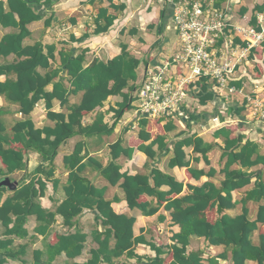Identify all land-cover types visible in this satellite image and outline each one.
<instances>
[{"label": "crops", "instance_id": "obj_1", "mask_svg": "<svg viewBox=\"0 0 264 264\" xmlns=\"http://www.w3.org/2000/svg\"><path fill=\"white\" fill-rule=\"evenodd\" d=\"M1 1L6 2L7 0ZM197 1L213 4L224 11L233 32L232 38H234L235 43L241 42L240 37L235 33L236 27L255 26L252 24L253 17H256L257 25L255 27H257L259 15L264 16V10L256 11L255 8L261 6L264 0ZM122 4L125 5L124 9L114 7ZM34 6L41 17L29 25L31 35L25 40V43L29 45L41 42L44 46L55 45L57 58L54 61V67L62 66L61 51H74V54L77 55L82 49H88L84 65L89 66L95 60L107 62L112 59L121 52L122 44H128L132 55L139 57L141 63L137 68L138 79L131 83L136 86L134 91L125 89L126 94L130 95L132 99L129 102L130 107L124 110L121 117L116 118L115 112L116 109H119V104L123 102L124 98L121 95H112L103 107L87 113L83 118V124L87 125L93 122L97 112L105 113V123L113 129L109 133L112 135L110 140H100L99 134H77L61 144L52 162L44 159L37 151H28L26 153V166L23 169L10 174L0 173V177L9 176L12 181L18 182L15 190L11 191L7 188L0 199V203L13 195L21 186L31 182L37 176V168L44 166L46 170L40 174V177L43 179L42 182L46 181V184L43 194L39 198V203L43 209L57 210L68 197L67 186L72 169L65 164V156L73 153L78 142H84L86 167L80 174L89 179L98 189L105 190V199L113 200L112 206L117 213L136 217L134 235H142L146 242L139 243L135 247V252L142 258V261L123 256L117 264H149L151 263L150 260L158 255L157 250L152 248L150 244H155L167 251L169 246L176 242L173 236L181 231V226L172 220V210L167 209L164 204L160 205L156 196L143 195L141 197L142 201L150 202L148 208H159V211L153 215H147L140 208L131 209L129 207L125 200V191L121 185L123 179L117 185H112L98 167L101 164L105 167L113 160L112 145L121 142L123 148H134L131 156L123 151L115 161L120 166L122 173L148 175L154 169H158L164 174L172 176L177 182L183 183V191L180 194L174 193L172 195L173 198H181L193 193L194 187H202L206 182H212L218 188L222 187V183L226 179L228 162V157L223 156L226 151L227 136L218 133L222 128L226 130V133L228 130L231 131L230 138L243 137L241 145L247 141L254 142L258 146V154L264 156V124L249 115L242 97L225 98L215 93L214 81L208 78L190 84L186 96V106L184 107L186 118H162L161 122L155 123V118L142 117L136 113L137 100H135L134 93L144 78L146 68L154 63H164L179 50L180 41L173 27V5L165 4L163 0H39V3H34ZM104 9L107 10V17L116 16V19L107 32L96 33L97 26L106 23ZM18 32V28L0 25V41L5 35ZM222 43L223 40L220 41V44ZM254 54H256V60H253L250 55V59L238 67L232 81L234 85L243 88L245 92H253L256 89L264 90V53L261 55L260 53ZM16 59V55L11 54L1 58L0 64L15 62ZM39 71L45 74L47 70L40 68ZM6 79V75L0 77L1 81ZM70 80V76L63 70L55 81H62L71 90L73 86ZM52 89L53 84L46 87L47 91ZM82 96L83 91L70 94L68 102L64 105L59 99H54L52 110L68 113L70 108L80 103ZM208 96L211 97L208 99ZM241 108L244 109L241 111ZM0 115L9 134L17 122L26 118L18 103H12L1 95ZM29 118L39 129L52 128L56 124L54 120L48 118L45 100L37 103ZM142 118L150 120L149 129L152 132L151 139L145 142L141 139L145 127L142 124ZM164 125H169L170 129L166 131ZM157 135L165 137L164 141L162 146L156 143L152 147L156 156L149 158L144 151L139 149V145H148ZM189 137L202 138L206 144L212 145L211 150L204 155L201 150H195L194 144L184 145L185 160L189 161L190 169L187 166L179 165L172 167L170 161L175 156L177 145ZM5 168L0 160V169L6 171ZM239 168L241 166L238 163L231 166V169ZM192 170L197 173L202 172V174L197 177ZM242 170H248L254 174L250 184L233 191V202L237 201V205L224 211L231 217L243 213L244 201L248 193L256 186L257 179L259 178L264 182L263 164ZM47 172L52 174L48 176ZM150 178L151 184L155 185L154 177L151 176ZM159 190L167 192L171 190V186L168 183H162ZM116 198L118 200L114 201ZM261 205H264V198L248 201L247 207L252 220L257 218ZM96 215V209L85 207L83 212L73 220L72 225H67L64 223L63 215L57 214L55 221L45 234L36 232V228L41 223L36 215H30L25 225L28 235L13 237L14 242L10 246L16 254L18 251L21 253L17 258L7 257L6 264H38L36 251L42 253L43 261L50 262L52 260V264L86 262L92 255V249L98 248V242L95 241L97 232L105 231L101 219L98 221ZM214 216L216 218L220 216L217 209H215ZM261 228L262 225L259 224V228L252 236V240L256 244L260 242ZM78 230L87 234L86 246L81 255L69 259L67 254L62 252L52 259L49 249L57 242L58 235L74 233ZM0 240H6L5 230L1 223ZM192 250H202L204 258L219 256L223 264H233L232 248L225 245L212 246L205 237L193 235L188 246V251ZM5 252L8 250H1L0 257H2V253L6 254ZM161 256L166 257L167 254ZM247 264H258V262L248 260Z\"/></svg>", "mask_w": 264, "mask_h": 264}, {"label": "trees", "instance_id": "obj_2", "mask_svg": "<svg viewBox=\"0 0 264 264\" xmlns=\"http://www.w3.org/2000/svg\"><path fill=\"white\" fill-rule=\"evenodd\" d=\"M36 2L39 3V0L0 2V25L19 29L18 33H9L0 41V59L11 54L17 57L15 62L0 64V77L7 76L5 81L0 80V95L12 103H18L21 112L26 116L24 120L17 122L11 128V134L8 133L0 117V160L6 167V171L0 169V173L6 172L5 174L23 169L26 166V153L30 150L39 152L44 159L52 162L61 144L77 134L111 133L113 129L105 123V113L97 112L93 122L87 125L83 124V118L87 113L103 107L112 95H121L124 98L115 112L116 118L121 117L124 110L130 107L129 102L132 99L126 94L125 89L134 91L136 86L131 83L138 79L137 68L141 63L139 57L132 55L128 44H122L121 52L115 57L107 62L95 60L89 66L84 65L88 49H82L77 55L74 51H61L62 66L54 67V61L57 58L55 45L44 46L41 42L29 45L25 43L31 35L29 25L41 17L34 6ZM114 7L124 9L125 5ZM255 8L256 11H263L264 3ZM104 12L106 23L97 26L96 33L107 32L116 19V16L107 17V10L104 9ZM256 21V17H253L252 24L255 26ZM254 53H260V55L264 53L263 46L252 48L251 58L256 60ZM40 68L46 69V73L42 74L39 71ZM63 70L71 78L73 86L71 90L62 81H55ZM50 84H53V89L47 91L46 87ZM80 91H83L80 103L70 108L68 113L52 110L54 99H59L64 105L68 102L70 94ZM210 97L208 96V99ZM41 100L46 102L48 118L56 122L52 128H36L29 118ZM243 109L241 108V111ZM142 120L145 127L141 139L145 142L151 139L152 132L149 129L150 120L148 118H142ZM162 120V118H155L154 122L159 123ZM164 129L168 131L170 126L164 125ZM218 133L227 136L226 151L223 156L228 157V162L226 179L222 187L218 188L212 182H206L202 187H194L193 193L181 198H173L172 195L183 191V183L177 182L172 176L158 169H154L148 175L122 173L115 161L123 151L131 156L134 148H123L121 142L112 145L113 160L107 166L103 167L98 162L101 164L98 166L99 169L112 185H117L123 179L121 185L125 191V200L131 209L140 208L147 215L157 213L159 208H148L150 202L141 200L143 195L156 196L160 205L164 204L167 209L172 210V220L181 226V231L173 236L176 242L171 244L167 251L155 244H150L157 250L158 255L151 259L149 264H223L219 256L204 258L202 250L188 251L193 235L205 237L212 246L225 245L232 248L233 264H247L248 260L264 264V205L259 207L255 220L250 218V211L247 207L249 200L264 198L263 180L258 178L256 186L248 193L242 214L231 217L224 213L226 209L237 205V201L233 202V191L251 183L254 173L242 169L258 164L264 165V156L258 154V146L254 142L247 141L241 145L243 137L230 138L231 131L228 130L226 133L224 128ZM164 138L162 135H157L148 145H139V149L144 151L149 158H153L156 152L152 151V147L156 143L162 146ZM191 144L195 145V150H201L204 155L212 148L211 144H206L200 137L186 138L177 145L175 156L170 161L172 167L179 165L190 169L189 161L185 160L186 154L183 146ZM84 158V142H78L73 153L65 156V164L72 170L68 179V197L57 210L43 209L39 203L46 184V181L42 182L43 179L40 177V174L46 170L44 166L37 168V176L31 182L21 186L13 195L0 203V223L4 227L6 236V240H0V251L8 250L6 254L2 253L0 264H6L7 257L17 258L20 255V251L16 254L10 246L14 242L13 237L28 235L25 225L30 215H36L41 223L36 228V232L45 234L55 221L57 214L63 215L65 224L72 225L73 220L83 212L85 207L97 210L96 219L98 221L101 219L105 231L97 232L95 241L98 242V248L92 249V255L86 262L69 264H117L123 256L142 261V258L135 252V247L139 243L146 242L142 235H134L136 217L117 213L112 206L113 200L105 199V190L98 189L89 179L80 174L86 167ZM236 163L240 164L241 168L231 169V166ZM192 172L197 177L202 174L194 170ZM50 174L52 173L47 172L48 176ZM151 176L156 181L155 185L151 184ZM162 183H168L171 190L167 192L159 190ZM6 191L5 187L0 189V199ZM117 200L118 198L114 201ZM215 209L220 215L217 218L214 216ZM259 224L262 225L260 242L256 244L252 236L259 228ZM86 242L87 234L80 230L60 234L49 252L52 259L62 252H65L69 259H74L81 255ZM165 254H167L166 257L161 256ZM35 255L38 264H52V260L50 262L42 260L40 251H36Z\"/></svg>", "mask_w": 264, "mask_h": 264}, {"label": "built area", "instance_id": "obj_3", "mask_svg": "<svg viewBox=\"0 0 264 264\" xmlns=\"http://www.w3.org/2000/svg\"><path fill=\"white\" fill-rule=\"evenodd\" d=\"M163 1L174 6L173 27L180 47L164 63L146 68L134 93L136 113L150 118H186L190 84L208 78L214 81L215 93L225 98L242 97L249 115L264 124V90L245 92L232 82L238 67L250 59L252 48H264V16L259 15L257 27H236L241 42L235 43L221 8L197 0Z\"/></svg>", "mask_w": 264, "mask_h": 264}, {"label": "water", "instance_id": "obj_4", "mask_svg": "<svg viewBox=\"0 0 264 264\" xmlns=\"http://www.w3.org/2000/svg\"><path fill=\"white\" fill-rule=\"evenodd\" d=\"M18 182L12 181L9 176L0 177V189L1 188H8L9 190L13 191L17 188Z\"/></svg>", "mask_w": 264, "mask_h": 264}, {"label": "rangeland", "instance_id": "obj_5", "mask_svg": "<svg viewBox=\"0 0 264 264\" xmlns=\"http://www.w3.org/2000/svg\"><path fill=\"white\" fill-rule=\"evenodd\" d=\"M99 136H100V140H107V139H111V137H112V135L111 134H109V133H103V134H99Z\"/></svg>", "mask_w": 264, "mask_h": 264}]
</instances>
